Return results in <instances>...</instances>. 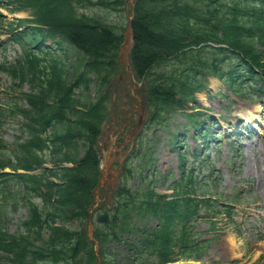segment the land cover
Wrapping results in <instances>:
<instances>
[{
  "label": "trees",
  "instance_id": "16d2710c",
  "mask_svg": "<svg viewBox=\"0 0 264 264\" xmlns=\"http://www.w3.org/2000/svg\"><path fill=\"white\" fill-rule=\"evenodd\" d=\"M0 7L31 14L8 24L21 53L0 65L17 87L30 89L0 103V126L11 119L19 130L10 143L0 135V264H97L87 221L100 177L103 93L120 71L125 19L111 24L105 15L80 11L123 17L126 0H0ZM4 19L0 14V26ZM132 32L129 58L142 85L147 125L180 114L192 136L207 143L215 119L189 109L199 108L196 93L209 76L240 97L262 93L264 0H134ZM179 137L170 138L174 148ZM139 153H132L135 167L133 161L123 165L111 205L95 210L109 219L94 223L100 264L203 262L208 241L198 222L206 218L215 228L212 219L220 214L233 222L232 208L183 165V150H177L181 171L169 194L157 191L155 176L147 173L153 162L139 160ZM20 209L25 216L10 233L8 223Z\"/></svg>",
  "mask_w": 264,
  "mask_h": 264
},
{
  "label": "rangeland",
  "instance_id": "374dc122",
  "mask_svg": "<svg viewBox=\"0 0 264 264\" xmlns=\"http://www.w3.org/2000/svg\"><path fill=\"white\" fill-rule=\"evenodd\" d=\"M80 12H87L91 16L105 15L111 24H120L125 19L124 25L129 13L126 10L121 17L116 13L95 12L92 9ZM0 14L5 17L1 21L0 41L8 37L5 34L8 24H15L17 19H31L28 11L12 14L6 8H0ZM46 43L51 44L48 41ZM53 49L55 52L56 49L54 47ZM19 53L17 44L7 42L3 47L0 46V65L14 63ZM117 75L112 78L103 93L107 118L102 124L99 138L100 146L102 145L100 151L104 154L117 133L115 141L117 145L123 147L122 154L132 155L131 149L134 146L137 150L139 148L141 153L137 158L148 161L149 164L153 162L151 170H147V173L155 176L157 191L169 194L172 192L170 188L172 180L178 178L181 171L177 150H183L186 154L183 165L187 164L193 174L198 175L201 182H204L203 185L210 189L213 197L224 202L231 201L234 212L233 224L229 223L223 214L212 219L215 228H210L206 218L198 222L197 229L203 233L201 239L208 241V250L203 263H191L264 264V94L258 97L248 93L240 97L230 93L222 85L217 90H212L210 82L216 78L208 77L206 89L196 94L199 108L189 109V112L205 113L216 119L218 123L216 129L221 130L217 141L208 144L204 138L192 136L191 128L180 114H174L152 125L145 123L144 114L139 132L135 136L140 112L145 110L142 85L135 75L130 74L116 86L119 79ZM17 82L0 70V103H6L17 96L21 97V91L30 92L28 85L24 84L19 88L16 86ZM90 95H94V90ZM250 116L252 120H249ZM209 127L213 128L210 125ZM236 129L239 131L253 129L254 132L244 131L246 134L233 140L232 134ZM177 134H180V137L175 142L179 143V146L174 148L170 138ZM0 135L6 142H13L15 136L19 135L18 124L11 119L3 122L0 126ZM202 144L205 145L203 155L195 156L194 153L201 149ZM135 160L137 159L131 157L127 163L133 161L135 167ZM116 162L118 161L115 158L112 163L114 168ZM113 178L112 171H108L103 188L98 192L96 209L100 203L110 202L117 183ZM136 183H139V180L135 175L131 177V184L134 187ZM24 216L23 209L13 214L12 220L8 223L10 233L16 230L17 223Z\"/></svg>",
  "mask_w": 264,
  "mask_h": 264
},
{
  "label": "water",
  "instance_id": "95a60500",
  "mask_svg": "<svg viewBox=\"0 0 264 264\" xmlns=\"http://www.w3.org/2000/svg\"><path fill=\"white\" fill-rule=\"evenodd\" d=\"M127 7L129 8L130 13L128 14V18H127V23L126 26L124 28L123 34H122V42L119 45V63L122 67V70L120 72L119 75V81L118 83H120V81L128 74L132 73L131 70V64H130V59H129V54L130 51L132 50L133 47V32H132V21H133V17H134V3L133 0H127ZM141 120V118H140ZM140 125V123L138 124ZM110 163H111V159L109 157V155H105L103 162L101 163V177L99 180V184L98 187L95 190V197H94V203L97 201V194L99 189L103 186V182L106 178V174L107 172L110 170ZM117 170L113 171V174L117 175ZM95 205L92 206L90 212H89V218H88V222H87V236L89 238V240H91L94 244V253L95 256L97 258V264H100V256L98 253V242L96 240V238L93 236V232H94V226L91 220V216L93 213ZM97 220L99 222L102 223H107L108 222V216L106 214L100 215L98 216Z\"/></svg>",
  "mask_w": 264,
  "mask_h": 264
},
{
  "label": "bare ground",
  "instance_id": "6f19581e",
  "mask_svg": "<svg viewBox=\"0 0 264 264\" xmlns=\"http://www.w3.org/2000/svg\"><path fill=\"white\" fill-rule=\"evenodd\" d=\"M220 87H221V84L219 83L218 80H216V79H212V80H211V82H210V88H211L212 90H217V89L220 88ZM249 120H252V116H250ZM259 133L262 134L261 131H259Z\"/></svg>",
  "mask_w": 264,
  "mask_h": 264
}]
</instances>
